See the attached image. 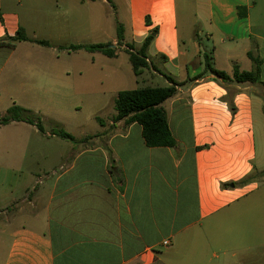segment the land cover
Segmentation results:
<instances>
[{"label": "crops", "instance_id": "crops-1", "mask_svg": "<svg viewBox=\"0 0 264 264\" xmlns=\"http://www.w3.org/2000/svg\"><path fill=\"white\" fill-rule=\"evenodd\" d=\"M181 2L191 9L184 30ZM109 3L0 0V109L9 103L7 110L13 105L32 110L33 95L51 84L50 79L69 82L72 77L69 70H55L60 56L40 52L48 46L21 41L8 47L2 42L9 43L22 30L29 39L51 46L85 45L70 43L77 38L73 19H84L73 9ZM114 8L125 10L124 52L118 48L111 59L121 53L128 57L130 45L139 49L158 31L147 51L149 68L141 75L148 70L165 78L163 72L185 82L203 73V55L210 53L214 67L232 77L235 66L254 69L252 52L263 62L264 84V0H121ZM108 43H117V34ZM21 93L28 97L16 100ZM260 94L255 85H223L205 75L179 87L166 102L177 148L147 147L141 126L133 124L124 133L99 136L92 149L86 144L80 152L64 153L69 161L53 168L48 182H41L38 168L0 164V264H264L256 253L247 257L244 248L202 259L204 247L186 244L204 234L206 223L264 208V179L256 174L264 168L256 164L254 132V104L264 114ZM0 130L7 164L21 154L51 156L34 150L41 136L36 126L13 122ZM45 136L51 134L45 131ZM13 143L30 149L15 151ZM249 176L253 179L242 183ZM31 191L37 196L29 197ZM253 222L254 231L262 229V219L258 223L256 216ZM258 247L264 243L249 249Z\"/></svg>", "mask_w": 264, "mask_h": 264}, {"label": "rangeland", "instance_id": "rangeland-1", "mask_svg": "<svg viewBox=\"0 0 264 264\" xmlns=\"http://www.w3.org/2000/svg\"><path fill=\"white\" fill-rule=\"evenodd\" d=\"M114 2L120 4L121 0H110V3L105 4L103 8L100 4H92L82 9H73L74 15L81 14L84 19L81 23H77L78 21L72 18L77 38L73 37L70 43L86 45L111 42L117 34V25L125 22V10L114 11ZM188 19H191V9L188 12L181 2L180 27L182 30L186 29ZM205 43L207 47L213 48L212 42ZM114 45L116 47L117 43ZM119 48L121 52H124L121 46ZM40 52L60 56L61 59L57 61L55 70H69L72 76L69 82L58 78L50 79L51 84L43 86L38 94L33 95L32 115L36 122L41 123L45 131L51 134V136H45V133L40 132V139L34 141L33 148L41 153L48 152L52 157L45 158L41 155L40 158L32 159L24 158L21 154L20 157L14 156L8 159L7 164L1 155L0 146V164H6L15 169L38 168L41 182H48L47 177L52 176L51 170L53 168L59 170L61 166H65V162L69 161V158L62 157L64 153L74 150L80 152L86 144L89 145V149H92V145L98 143L96 139L99 136L106 135L105 139H107V136L111 134L125 132L123 121L114 123L116 115L114 100L118 92L134 90L147 84L161 87L168 85L165 78L151 76L148 70L140 77L135 76L133 67L124 53L114 60L101 54H89L84 51L68 54L55 45L42 48ZM79 72H82V78ZM15 96H17L16 100H24L28 97L24 93ZM7 105L4 104L1 107L0 115L6 113ZM164 107L170 112L168 103H165ZM60 131L73 136L74 141L64 140L54 134ZM254 132L257 150L256 164L264 168V114L257 104H254ZM19 144L13 143L12 148L15 151L21 148L23 151L30 149L29 146L25 148V145L20 147ZM256 174L260 180L264 179L262 172ZM261 188L264 198V184H261ZM28 196L36 197L37 193L31 191ZM16 210L17 207L13 206L12 214ZM256 216L258 223L260 219L263 220V227L262 229L258 227V230L254 231L252 225ZM260 243H264V208H249L248 212L241 217L206 223L204 234L187 240L186 244L204 247L207 254H202L204 255L202 259L211 258L208 253L222 254V251L227 248H244L247 257L256 253L258 258L264 260V248L249 249L255 248ZM213 261L218 262L217 259Z\"/></svg>", "mask_w": 264, "mask_h": 264}, {"label": "trees", "instance_id": "trees-1", "mask_svg": "<svg viewBox=\"0 0 264 264\" xmlns=\"http://www.w3.org/2000/svg\"><path fill=\"white\" fill-rule=\"evenodd\" d=\"M96 1V0H90ZM149 20H147V23ZM158 31L154 29L149 36L144 40L139 49L134 45H130L126 50L129 62L133 67L134 74L140 76L144 69L149 68L147 51L149 46L154 41ZM10 42H2L1 46L14 47L16 42L31 41L33 43L48 46L51 45L46 41L31 40L23 31L20 30L17 35L9 39ZM124 41V29L122 25H117V45L113 47L112 43H98L86 45H66L59 46V50L69 52L84 51L90 54L99 53L108 58L117 56V49L122 46ZM254 69L252 71H241L238 66H235L233 76L231 77L224 71L217 70L213 65V57L210 53L203 55V73L193 79H187L185 82H178L172 76L164 75L169 85L161 86H143L134 90L120 91L114 100L116 115L114 123L124 122L125 128L133 124H139L142 128V136L145 144L149 148H177L178 141L172 135L169 126V113L165 109L164 104L174 98L178 94V88L188 83L202 79L205 75H212L213 79L223 85L238 83L251 84L261 88L260 96L264 100V84L261 82V66L263 64L258 55L249 53ZM234 110V107H232ZM13 122H26L29 125H34L41 133H45V129L41 123H37L32 115V111L18 105L10 107L4 115L0 116V127L9 125ZM64 140L74 141V137L70 134L60 131L54 133ZM111 169L115 167L114 160L110 156ZM264 175V171L262 172ZM253 177L249 176L242 183L249 182ZM224 186H227L224 185Z\"/></svg>", "mask_w": 264, "mask_h": 264}, {"label": "built area", "instance_id": "built-area-1", "mask_svg": "<svg viewBox=\"0 0 264 264\" xmlns=\"http://www.w3.org/2000/svg\"><path fill=\"white\" fill-rule=\"evenodd\" d=\"M168 244H169V242H165V243H164V245H168Z\"/></svg>", "mask_w": 264, "mask_h": 264}, {"label": "water", "instance_id": "water-1", "mask_svg": "<svg viewBox=\"0 0 264 264\" xmlns=\"http://www.w3.org/2000/svg\"><path fill=\"white\" fill-rule=\"evenodd\" d=\"M113 47H115V45H113Z\"/></svg>", "mask_w": 264, "mask_h": 264}]
</instances>
